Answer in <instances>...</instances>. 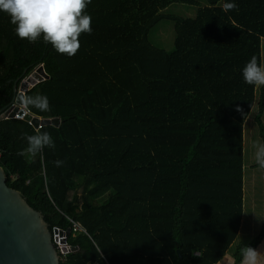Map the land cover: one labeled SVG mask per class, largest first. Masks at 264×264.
Wrapping results in <instances>:
<instances>
[{
    "label": "trees",
    "instance_id": "obj_1",
    "mask_svg": "<svg viewBox=\"0 0 264 264\" xmlns=\"http://www.w3.org/2000/svg\"><path fill=\"white\" fill-rule=\"evenodd\" d=\"M226 2L91 0L92 31L72 56L19 38L0 12V109L42 65L48 79L25 96L46 95L50 108L29 112L60 120L37 129L0 120V167L50 230L70 229L77 249L59 264H217L227 254L242 222L243 129L258 87L241 69L252 57L261 64L264 0ZM175 3L193 15L167 13ZM168 21L166 50L153 35ZM40 131L54 147L19 155Z\"/></svg>",
    "mask_w": 264,
    "mask_h": 264
},
{
    "label": "clouds",
    "instance_id": "obj_2",
    "mask_svg": "<svg viewBox=\"0 0 264 264\" xmlns=\"http://www.w3.org/2000/svg\"><path fill=\"white\" fill-rule=\"evenodd\" d=\"M90 2L91 0H0V12L8 15L19 38L28 42L40 39L50 44L56 52L72 56L80 46L78 38L81 33L92 31V17L86 11ZM223 7L231 10L237 5L235 0H227ZM241 75L247 84L264 86V66L255 57L246 62ZM21 106L26 110L34 108L41 112L50 108L48 97L42 94L24 96ZM25 139L26 147L20 151L21 156L26 153L35 156L45 146L54 147V141L47 131L25 135ZM255 162L259 168L264 169V143L255 145ZM54 163L60 166L63 161L56 160ZM239 254L240 264H260L259 250L248 244L239 249Z\"/></svg>",
    "mask_w": 264,
    "mask_h": 264
},
{
    "label": "water",
    "instance_id": "obj_3",
    "mask_svg": "<svg viewBox=\"0 0 264 264\" xmlns=\"http://www.w3.org/2000/svg\"><path fill=\"white\" fill-rule=\"evenodd\" d=\"M48 79L39 65L14 84L13 98L0 109V120L21 119L35 129L40 126L58 127L59 118H40L22 108L21 100L26 92L39 82ZM66 231L49 229L41 212L29 206L20 192L6 184V176L0 167V264H59V253L54 241ZM66 244L65 238L60 240ZM77 247H62V252L75 251ZM179 254V252H178Z\"/></svg>",
    "mask_w": 264,
    "mask_h": 264
},
{
    "label": "rangeland",
    "instance_id": "obj_4",
    "mask_svg": "<svg viewBox=\"0 0 264 264\" xmlns=\"http://www.w3.org/2000/svg\"><path fill=\"white\" fill-rule=\"evenodd\" d=\"M173 15L192 16L195 8L183 4H171L166 9ZM167 23V24H166ZM153 40L158 45L163 43V48L169 50L173 41V24L171 21L161 23L153 35ZM261 65L264 66V39L261 40ZM263 86L257 87V97L253 109L244 123L243 129V216L238 235L227 251L233 258L238 245L252 244L259 250L260 264L264 258V235H260L264 224V171L256 165L255 145L262 143L260 125L264 129V89L263 106L259 109L258 94ZM264 88V87H263ZM258 238V240H256ZM225 263V262H224Z\"/></svg>",
    "mask_w": 264,
    "mask_h": 264
},
{
    "label": "built area",
    "instance_id": "obj_5",
    "mask_svg": "<svg viewBox=\"0 0 264 264\" xmlns=\"http://www.w3.org/2000/svg\"><path fill=\"white\" fill-rule=\"evenodd\" d=\"M26 112H29V110H26ZM29 113H30V112H29ZM73 226H74V228L77 229V230H82L81 227H80L79 225H77V224H73ZM59 230H60V229H59ZM63 238H65V240H66V237H65V235H64V232H63L60 236L57 235V238H56V240L54 241L55 248L57 249V251H58V253H59V260H60V256H62V258H63L64 255L68 253V252H67V253H66V252H62V250H61L62 247L65 246V247L69 248V246L67 245V243L64 244V243H61V242H60V240L63 239ZM62 258H61V260H62Z\"/></svg>",
    "mask_w": 264,
    "mask_h": 264
},
{
    "label": "crops",
    "instance_id": "obj_6",
    "mask_svg": "<svg viewBox=\"0 0 264 264\" xmlns=\"http://www.w3.org/2000/svg\"><path fill=\"white\" fill-rule=\"evenodd\" d=\"M233 263H234V259L230 257V255L225 254V256L217 264H233ZM263 264H264V258H263Z\"/></svg>",
    "mask_w": 264,
    "mask_h": 264
}]
</instances>
